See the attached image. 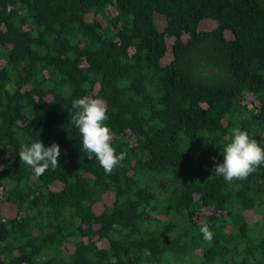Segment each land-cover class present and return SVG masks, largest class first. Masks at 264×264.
I'll return each mask as SVG.
<instances>
[{"label":"trees","instance_id":"16d2710c","mask_svg":"<svg viewBox=\"0 0 264 264\" xmlns=\"http://www.w3.org/2000/svg\"><path fill=\"white\" fill-rule=\"evenodd\" d=\"M84 96L126 153L110 175ZM234 128L264 148V0H0V264H264V165L212 172Z\"/></svg>","mask_w":264,"mask_h":264},{"label":"clouds","instance_id":"9594fccd","mask_svg":"<svg viewBox=\"0 0 264 264\" xmlns=\"http://www.w3.org/2000/svg\"><path fill=\"white\" fill-rule=\"evenodd\" d=\"M7 10L11 12L12 5H9ZM71 107L75 109L72 123L79 131L83 149L90 154L88 159H92L94 155L104 172L112 174L114 168L125 159L126 153L120 152L117 155L111 146L113 134L104 123L108 119L105 101L84 96L75 99ZM18 155L20 162L29 166L37 177L43 175L50 167H59L60 148L56 143L45 147L38 139L30 146L22 145ZM261 165H264V148L250 139L247 132L234 128L231 130L230 142L223 147L222 163L216 164L212 172L226 182L242 181ZM200 233L205 241H212L213 233L206 223L201 225Z\"/></svg>","mask_w":264,"mask_h":264},{"label":"rangeland","instance_id":"374dc122","mask_svg":"<svg viewBox=\"0 0 264 264\" xmlns=\"http://www.w3.org/2000/svg\"><path fill=\"white\" fill-rule=\"evenodd\" d=\"M156 22H157V21H156ZM203 23H204V22H203ZM203 23H202V24H203ZM202 24H201V26H202ZM250 216L255 218V216H252V214H250Z\"/></svg>","mask_w":264,"mask_h":264}]
</instances>
